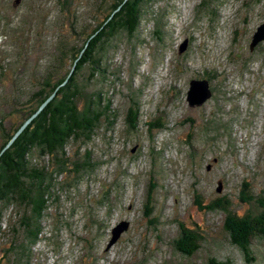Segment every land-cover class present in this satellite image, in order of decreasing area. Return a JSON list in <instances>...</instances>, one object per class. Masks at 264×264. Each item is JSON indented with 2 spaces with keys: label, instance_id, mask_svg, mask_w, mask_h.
Here are the masks:
<instances>
[{
  "label": "rangeland",
  "instance_id": "374dc122",
  "mask_svg": "<svg viewBox=\"0 0 264 264\" xmlns=\"http://www.w3.org/2000/svg\"><path fill=\"white\" fill-rule=\"evenodd\" d=\"M104 8L99 0H0V142L30 93L69 68ZM140 9L136 31L116 33L75 76L83 92L108 101L113 123L101 118L88 141L67 143L29 264H246L224 213L206 205L223 198L233 213L254 214L264 196V39L248 46L264 0H148ZM190 79L210 90L199 105L186 101ZM84 163L90 168L78 169ZM23 211L0 204V264L28 246ZM121 221L127 228L107 247ZM181 226L202 236L189 257L173 246ZM250 250L252 264H264V240L253 238Z\"/></svg>",
  "mask_w": 264,
  "mask_h": 264
},
{
  "label": "trees",
  "instance_id": "16d2710c",
  "mask_svg": "<svg viewBox=\"0 0 264 264\" xmlns=\"http://www.w3.org/2000/svg\"><path fill=\"white\" fill-rule=\"evenodd\" d=\"M144 1L148 0H99V4L105 5V11L71 54L69 68L53 81H49V76L45 77L27 98L28 105L22 111L21 120H17L11 130L2 136L0 149L20 124L57 87L51 99L0 152V204L8 202L23 208L20 222L28 240V246L20 245V254L23 256H16L11 264H29L26 251L40 235L39 219L46 208L47 198L51 195V174L64 168L63 157L67 143L76 140L88 141L101 118H105L108 126L113 123L114 115L108 101L100 104L97 93H85L77 84L75 76L78 70L84 63L92 67L96 63L94 57L101 51L102 44L116 33L124 31L132 35L136 31L140 21V7ZM74 59L72 71L65 79ZM136 117V108L131 110L129 107L127 121L130 118L135 121ZM1 123L0 120V125ZM156 127L161 128L163 124L158 123ZM32 156L40 160V164L30 162ZM44 158L47 161L44 162ZM50 164L53 169L49 170ZM78 167L84 170L90 168V164H79ZM256 202L260 207L259 211L243 215L233 213L223 198H216L206 205L210 211L219 209L224 213L223 229L229 242L241 251L246 264L254 261L250 250L251 240H264V196L257 197ZM150 211L149 208L147 213ZM201 238L196 230L181 226L179 237L173 246L181 255L189 257L198 248ZM206 263L231 264L229 259L217 260L214 257H209Z\"/></svg>",
  "mask_w": 264,
  "mask_h": 264
},
{
  "label": "water",
  "instance_id": "95a60500",
  "mask_svg": "<svg viewBox=\"0 0 264 264\" xmlns=\"http://www.w3.org/2000/svg\"><path fill=\"white\" fill-rule=\"evenodd\" d=\"M264 39V21L258 24L255 27V30L251 34L250 42H249V48L251 49L256 43ZM185 43L182 42L179 47L178 51H181L184 48ZM75 60L73 61L65 79L71 73L73 65ZM62 83V82H61ZM57 87H55L56 89ZM51 92L36 108V110L31 113L21 124L20 126L14 131V133L11 135L9 140L4 144V146L0 149V152L4 148H6L12 140L18 135V133L25 127V125L32 119V117L46 104V102L51 99V97L54 95V91ZM210 95V90L208 88L207 82L205 79H190L188 82V88L185 93V98L189 106L193 105H199L202 101H204L206 98H208ZM219 186V183L217 184ZM218 186L216 190L218 191ZM127 228V222L121 221L117 224H115L114 227L110 230V237L107 241L106 246H110L119 236L120 232L125 230Z\"/></svg>",
  "mask_w": 264,
  "mask_h": 264
}]
</instances>
